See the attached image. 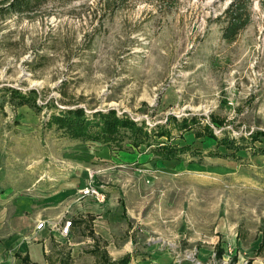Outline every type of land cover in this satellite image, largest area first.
Returning a JSON list of instances; mask_svg holds the SVG:
<instances>
[{
  "label": "rangeland",
  "instance_id": "374dc122",
  "mask_svg": "<svg viewBox=\"0 0 264 264\" xmlns=\"http://www.w3.org/2000/svg\"><path fill=\"white\" fill-rule=\"evenodd\" d=\"M10 2L0 0V243L16 217L45 208L54 222L81 203L45 264H264V0L231 41L218 21L230 0H178L168 13L141 0L114 13L98 0H36L8 14ZM69 111L112 113L147 134L119 129L118 150L73 139L54 121ZM159 128L160 142L194 149L162 161L148 147ZM91 182L104 203L80 198Z\"/></svg>",
  "mask_w": 264,
  "mask_h": 264
},
{
  "label": "trees",
  "instance_id": "16d2710c",
  "mask_svg": "<svg viewBox=\"0 0 264 264\" xmlns=\"http://www.w3.org/2000/svg\"><path fill=\"white\" fill-rule=\"evenodd\" d=\"M36 0H12L10 4L7 6L6 11L8 14H23L31 10V5ZM139 0H98V4L103 9V13H114L115 11L122 9L130 4H135ZM158 11L162 13L170 12L174 6L178 3V0H141ZM254 0H230L229 4L226 6L223 13L219 16L218 21L223 24L221 29V37L223 40L231 41L236 36L243 31L249 24L251 19V8ZM112 113L103 114L97 112L94 114L91 120L81 111H69L64 113L62 117L54 118L56 123H60V127L71 136L73 139H79L85 142H93L99 143L101 146L106 148H116L120 149V142L118 143L117 139H113L119 129L121 128H130L131 132L134 134V138H138L140 136H146L147 133H144L141 128L137 126L132 121L127 120H112ZM111 120H110V119ZM159 128L157 131H151L153 135V140L148 144V147H154L155 151L158 152L161 156L162 161H171V160H180V155L186 149H194L189 148L187 146H178L175 144H171L169 142H160L161 138L167 139V131ZM207 131L210 134V139L216 145L219 142V145L226 146L227 149L231 148V145L227 147L229 144L227 141V137L218 138L212 128L207 127ZM149 141V137L145 138ZM253 143V139L249 140ZM239 143V141H237ZM235 141H231V143L235 146V153L244 150V147H241ZM134 144V143H133ZM135 146V144H134ZM119 147V148H118ZM203 149H196L198 154L206 152L208 156L219 155V151L211 150L205 151L208 147L204 146ZM115 149V150H116ZM218 150V149H217ZM195 151V150H194ZM261 154L264 155V149L261 150ZM197 154V153H196ZM221 154V153H220ZM26 263L27 261L24 260ZM129 259L125 257L118 264H128Z\"/></svg>",
  "mask_w": 264,
  "mask_h": 264
},
{
  "label": "crops",
  "instance_id": "0c3cea01",
  "mask_svg": "<svg viewBox=\"0 0 264 264\" xmlns=\"http://www.w3.org/2000/svg\"><path fill=\"white\" fill-rule=\"evenodd\" d=\"M79 205L78 208L71 210L66 208L59 214L58 220H54V222L47 217L49 213L45 211V208L43 210L37 209L26 220L17 217L13 219L14 222L9 227L11 232H9L8 237L10 238L6 243L8 248L0 243V264H45L49 240L52 237L56 243L60 242L59 239L62 240L58 229L63 226L66 220H70L72 222L71 234L75 228L74 222L75 225H79L81 222L77 220L80 219L81 214L86 213V209L82 210ZM86 208L88 207L86 206ZM93 218L92 216L91 220ZM64 219L65 221H63ZM41 221L45 222L46 226L38 231L36 227ZM24 260L27 262L25 263Z\"/></svg>",
  "mask_w": 264,
  "mask_h": 264
},
{
  "label": "built area",
  "instance_id": "2783aa9c",
  "mask_svg": "<svg viewBox=\"0 0 264 264\" xmlns=\"http://www.w3.org/2000/svg\"><path fill=\"white\" fill-rule=\"evenodd\" d=\"M80 198H89L97 202L98 204H102L105 202L106 196L98 187H95L93 183H88L83 188L78 191ZM46 226V223L41 221L37 224L36 230L40 231ZM53 227V226H52ZM72 227L71 221L64 222L63 226L58 229L59 235L63 238L68 237L70 233V228Z\"/></svg>",
  "mask_w": 264,
  "mask_h": 264
}]
</instances>
